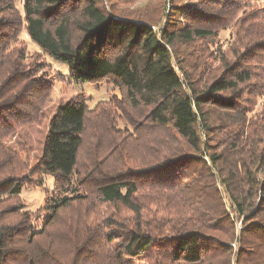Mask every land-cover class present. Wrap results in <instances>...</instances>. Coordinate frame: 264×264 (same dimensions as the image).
Wrapping results in <instances>:
<instances>
[{
    "label": "trees",
    "instance_id": "1",
    "mask_svg": "<svg viewBox=\"0 0 264 264\" xmlns=\"http://www.w3.org/2000/svg\"><path fill=\"white\" fill-rule=\"evenodd\" d=\"M15 2L0 0V264H264L262 8L162 0L137 19L103 0ZM228 25L227 50L197 44ZM23 30L119 94L70 96L34 137L53 82L16 47ZM44 175L56 194L36 228L19 194Z\"/></svg>",
    "mask_w": 264,
    "mask_h": 264
},
{
    "label": "rangeland",
    "instance_id": "2",
    "mask_svg": "<svg viewBox=\"0 0 264 264\" xmlns=\"http://www.w3.org/2000/svg\"><path fill=\"white\" fill-rule=\"evenodd\" d=\"M105 6L109 8L112 6L117 14L128 15L129 17L137 19H153L156 18L158 13L160 15V4L162 0H103ZM183 3H193L197 0H182ZM248 4L256 5L262 8L259 15L264 21V0H241ZM16 7L22 11V0H16ZM243 8V10L245 9ZM241 14V11L239 15ZM235 37V28L233 25H228L225 29L219 30L218 35L208 41H201L197 44H208L207 49L211 53L213 50L221 47L222 50H227L230 43ZM16 47L24 50L25 54L32 56L37 62L42 64V71L53 82V90L50 99L46 104L45 119L40 125H34L32 135L35 137L40 136V132L45 131L49 116L55 110L60 102L68 99L70 96L83 93L86 96V105L92 109L100 101H108L115 95H118V90L107 81H103L100 86L92 85L87 81L75 80L68 70L66 64L56 57H53L43 51L34 41H32L23 30L20 34L19 41ZM253 98V97H252ZM253 111L259 112L264 104V91L262 94L253 98ZM56 184L55 179L51 175H44L40 181L35 184L25 186L19 194V202L24 204V210L29 211L32 216V221L36 228H40L41 220L46 215L43 209L46 205L47 199L55 196ZM239 225V223H238ZM235 244H233L234 246ZM135 264H145L143 261H136Z\"/></svg>",
    "mask_w": 264,
    "mask_h": 264
}]
</instances>
